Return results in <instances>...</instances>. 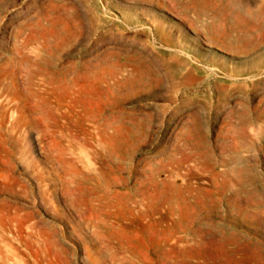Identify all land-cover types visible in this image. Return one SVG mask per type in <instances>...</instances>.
Segmentation results:
<instances>
[{
	"label": "rangeland",
	"instance_id": "obj_1",
	"mask_svg": "<svg viewBox=\"0 0 264 264\" xmlns=\"http://www.w3.org/2000/svg\"><path fill=\"white\" fill-rule=\"evenodd\" d=\"M0 264H264V0H0Z\"/></svg>",
	"mask_w": 264,
	"mask_h": 264
}]
</instances>
